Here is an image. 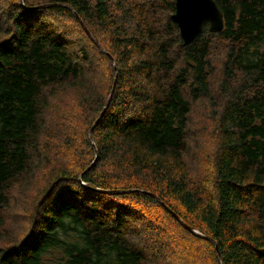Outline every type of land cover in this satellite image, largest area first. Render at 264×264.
Returning a JSON list of instances; mask_svg holds the SVG:
<instances>
[{"label": "trees", "instance_id": "1", "mask_svg": "<svg viewBox=\"0 0 264 264\" xmlns=\"http://www.w3.org/2000/svg\"><path fill=\"white\" fill-rule=\"evenodd\" d=\"M162 1L173 11L164 28L176 32L168 38L176 41L183 66L171 57L174 43L159 40L163 30L154 23L161 18H151L144 8L152 27L139 26L132 16L136 8L122 13L129 7L121 4L120 13L114 12L107 0L9 4L0 39V208L9 189L43 161L44 135L68 144L65 129L48 134L45 98L64 88L79 90L95 110L84 130L86 150L75 154V166H52L54 177L38 194L29 230L0 243V264H153L168 242L164 230L178 234L192 259L199 253L189 247L205 245L211 264H264V0H216L224 15L219 34L235 48L221 84L225 104L220 112L213 109L218 119L213 174L202 184L192 180L184 154L191 110L185 91L205 95L216 106L207 60L212 32L183 45L173 18L176 0ZM47 13L73 18L110 62L104 94L93 87L87 46L73 48L64 28L43 21ZM230 63L248 84L231 89ZM114 85L93 141L91 126ZM152 194L214 242L184 227ZM144 230L160 238L153 247L139 244Z\"/></svg>", "mask_w": 264, "mask_h": 264}, {"label": "rangeland", "instance_id": "2", "mask_svg": "<svg viewBox=\"0 0 264 264\" xmlns=\"http://www.w3.org/2000/svg\"><path fill=\"white\" fill-rule=\"evenodd\" d=\"M19 0H0V39L4 37V29L1 25L6 21L7 10L9 4L12 2H18ZM35 2H43V0H33ZM95 2L96 0H90ZM110 8L114 12L120 13L116 10L121 4H125L128 9L122 13H126L127 10L136 8L135 15H132L136 20H139V26L152 27L149 22L148 12L151 14V18H161L158 22L154 23L157 28L163 30L159 40H165L173 42V50H171V57L175 58L178 64L185 65L183 58L177 53L178 46L173 38H168L172 35L166 31L165 25L169 24L168 18H171L173 13L170 5L162 0H107ZM172 1V0H168ZM138 6L141 8L143 14L138 11ZM147 10L144 12V9ZM44 18L46 24L55 26L56 28H64V33L67 35V40L71 41L73 48L79 49L81 44L87 46L92 58L90 64L92 84L93 87H97L100 90V94H104L110 86L112 78L110 62L106 60L102 54L95 48V44L85 34L80 25L69 17H58L50 13ZM167 20V21H165ZM101 35L99 30H96ZM212 32L210 30V24L207 23L204 26L203 32ZM172 36L175 38L176 32ZM220 32H212L208 34L209 41V55L208 60V74L209 84L213 99L216 102V106H212L210 98L201 95L193 97L189 94V89L185 91L186 97L191 102V110L188 116V125L186 128L185 142H184V154L185 159L188 161L192 180L196 183L202 184L212 178L213 174V160L218 142L217 134V116L214 115L213 109L222 110L225 104V96L221 94V84L225 77V65L228 62V53L232 48H235V42L231 38H227ZM181 34V32H180ZM177 35L179 32L177 31ZM161 42H159L160 44ZM234 43V44H233ZM151 51H155V46H151ZM177 68L179 73L181 67ZM231 67V89H236L242 84H248L249 79L244 76L243 72L237 68L236 65L229 64ZM173 72L170 74V80L173 76ZM190 81V79H189ZM162 82L166 84V78H163ZM247 87V86H245ZM250 96L254 94V90H250ZM249 92H247L248 94ZM45 102L47 109L44 111V118L46 122V129L48 134L55 131L57 135L59 132L66 130L68 135V144L60 142L63 139L58 136L51 141L48 135L43 136L42 156L43 161L37 164V168L33 171L30 177L23 176L17 183L9 189L7 193V203L0 208V215L3 221L0 222V243H4L7 238H20L26 231L29 230L31 225V218L33 210L35 208L36 199L40 190L53 179L50 169L52 166L60 164H70L75 166L77 162H73L76 158V153L79 150H86L83 144V135L88 122L92 118L95 110V105L92 104L87 98L82 97L79 90L66 89L58 91L57 94L50 96ZM73 136V141L71 137ZM89 137H87V140ZM69 145L70 148L67 147ZM86 145V143H85ZM66 149V150H65ZM48 154V155H47ZM207 188L211 189V184L207 185ZM163 238H168L166 247L161 249V256L154 261L153 264H211L207 257L206 246L189 247L197 250L199 255L192 259L187 250V246L181 245L183 241L179 238L178 234L171 235L169 231L164 230L161 233ZM177 237L178 241H174ZM156 239L158 238L152 230H144L140 243L143 246L153 247ZM178 242V243H176ZM162 246V244H161Z\"/></svg>", "mask_w": 264, "mask_h": 264}, {"label": "water", "instance_id": "3", "mask_svg": "<svg viewBox=\"0 0 264 264\" xmlns=\"http://www.w3.org/2000/svg\"><path fill=\"white\" fill-rule=\"evenodd\" d=\"M48 5H52V3L51 4H43V5H40L37 7H46ZM194 7H198L201 9H207V10L201 12V16H200V18L196 24L189 25L188 19L185 17L184 10L190 12V10H192ZM78 18L80 19L79 16H78ZM173 18L177 21V23L180 27L181 36L183 39V45L190 44L197 37H199L203 33L204 26L206 23L210 24V30L212 32H221L224 28V15H223L219 5L217 4L216 0H176V12L173 14ZM83 26H84L85 30L87 31V33L92 37V35H91L90 31L87 29V27L84 24H83ZM96 43L98 44V46H101L98 42H96ZM115 84H116V80H115ZM114 90H115V85L111 91L109 99L107 100L106 106L104 107L103 111L100 113L98 118L95 120L94 124L91 126L90 135H91V138L93 141H94V139H93L94 129H95L96 125L98 124V122L100 121V119L102 118L105 110L109 106L112 95L114 93ZM106 192L113 193V192H121V191L120 190H116V191L115 190H106ZM152 195L154 197H156L159 201H161V199L158 198L155 194H152ZM161 202L183 224L184 227L189 229L191 232L198 234L200 236L206 237L207 239L214 242L212 237L206 236V235L202 234L200 231H198L197 229L192 228L191 226L187 225L176 212H174L169 206H167L165 204V202H163V201H161ZM216 248L218 251V259L221 261V253L219 252L218 245H216Z\"/></svg>", "mask_w": 264, "mask_h": 264}, {"label": "bare ground", "instance_id": "4", "mask_svg": "<svg viewBox=\"0 0 264 264\" xmlns=\"http://www.w3.org/2000/svg\"><path fill=\"white\" fill-rule=\"evenodd\" d=\"M207 9H201L198 7H194L190 12L184 10L185 17L188 19V24H196L201 16V12L206 11Z\"/></svg>", "mask_w": 264, "mask_h": 264}]
</instances>
